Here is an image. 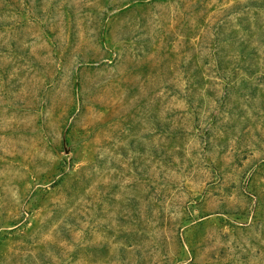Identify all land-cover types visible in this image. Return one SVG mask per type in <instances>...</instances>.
Masks as SVG:
<instances>
[{
    "label": "rangeland",
    "instance_id": "obj_1",
    "mask_svg": "<svg viewBox=\"0 0 264 264\" xmlns=\"http://www.w3.org/2000/svg\"><path fill=\"white\" fill-rule=\"evenodd\" d=\"M0 264H264V0H0Z\"/></svg>",
    "mask_w": 264,
    "mask_h": 264
}]
</instances>
